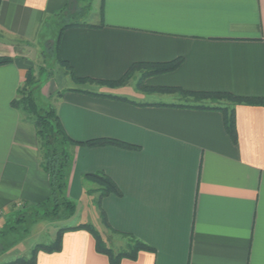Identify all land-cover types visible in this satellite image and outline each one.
<instances>
[{"label": "crops", "instance_id": "obj_1", "mask_svg": "<svg viewBox=\"0 0 264 264\" xmlns=\"http://www.w3.org/2000/svg\"><path fill=\"white\" fill-rule=\"evenodd\" d=\"M69 2L0 0V57L13 60L0 66L1 229L16 208L32 209L51 194L35 125L12 102L35 67L24 54ZM100 19L62 34L60 56L77 77L114 81L136 63L182 59L175 71L150 76L145 85L264 98V0H104L103 24ZM67 78L54 106L69 136L134 146L72 148L68 192L77 211L83 204L90 209L99 195L86 188L94 183L89 174H107L121 195L104 197L94 219L87 210L82 219L75 214L70 227L98 222L109 247L137 240L151 248L121 264H264V106H234L235 143L222 111L173 106L192 99ZM37 264L111 262L89 232L71 230L62 251L39 252Z\"/></svg>", "mask_w": 264, "mask_h": 264}, {"label": "trees", "instance_id": "obj_2", "mask_svg": "<svg viewBox=\"0 0 264 264\" xmlns=\"http://www.w3.org/2000/svg\"><path fill=\"white\" fill-rule=\"evenodd\" d=\"M71 2H69L66 7L61 11L60 14H64L67 17H70ZM59 14V15H60ZM104 16V0H101L100 3V17L101 24H103ZM76 26H94L90 25L87 22L72 21L64 25L60 29L59 36L56 39V48L54 51H51L56 54L57 61L67 68L69 75L72 79L78 83L83 84L86 82L98 83L107 87H120L127 81L130 73L136 68L141 66H151L148 69L145 77H150L153 75H160L165 73L173 72L177 67L182 63V59H176L171 62L166 63H136L126 74L119 80L108 81V80H94L87 78L77 77L74 73L72 67L64 61L60 56V41L63 32L70 28ZM101 26V25H100ZM102 27V26H101ZM13 62L9 57H0V66L6 65ZM40 76H36V71L34 68L28 70L26 75V81L24 85L18 91V98L12 102V106L19 111L24 112L27 117L33 121L37 137L39 140L40 151H41V168L48 174L51 194L47 200L38 204L36 213L38 209H43V214L41 215L44 219L33 220L32 224L37 223L41 220H48L49 218H56L60 213L64 214V220H70L73 218L77 211V206L74 201L71 200L69 196V182L72 173V168L74 164V157L72 153V148L79 144H84L89 147L101 146V145H116L124 148H132L134 146L115 139H95L89 140L87 142H78L69 136L66 132L64 125L58 115V112L54 105L48 104L47 107H42L39 105L37 99L33 94L34 87H36L37 82L40 81L41 76L44 72H39ZM70 90V89H69ZM74 91L93 94L89 91L81 89H71ZM157 91L164 93H178L186 100L189 105H173L178 107H194L208 110H220L224 113L225 127L232 138V140L237 142V131H236V115L235 107L239 104H245L249 106H264V98L257 97H243L236 96L231 93L226 92H197L189 91L176 87H159L156 88ZM61 92L58 94V97L61 96ZM100 97L114 98L118 100H124L122 97L113 96L110 94H93ZM226 98L233 102L232 107H222V106H208L204 104V100H211L212 102L217 101L218 99ZM169 106V105H164ZM86 178L90 179L92 182L96 183L99 188L96 190L99 192V202L98 207L101 208V201L104 197L109 195H121V190L118 185L110 178L107 174L100 172L95 174H89ZM39 214V213H37ZM102 221L107 226L108 221L105 213L102 210ZM23 221V219H22ZM20 222V221H19ZM71 230H85L89 232L95 239L96 250L100 254H105L109 257L111 264H121L123 259L136 260L138 253L140 251H149V248L146 244L137 241L131 240L130 244L127 246L126 250L115 252L110 248L107 243L103 240L100 232L89 223L79 224L74 227H63L57 231V235L54 241L47 244H38L32 250L29 258L27 257H17L14 260L5 262L3 264H37V258L39 252H45L48 254L58 253L62 251L63 248V236L65 232Z\"/></svg>", "mask_w": 264, "mask_h": 264}, {"label": "rangeland", "instance_id": "obj_3", "mask_svg": "<svg viewBox=\"0 0 264 264\" xmlns=\"http://www.w3.org/2000/svg\"><path fill=\"white\" fill-rule=\"evenodd\" d=\"M100 3L101 0H71L70 17H67L64 14H60L57 17L52 18L51 21H49V23L47 24V27L43 31L36 46L29 48V50L27 49L28 52L24 54L34 62V69L36 71L37 77L40 76V71L44 72V74L41 76L40 81L37 82V85L33 90L35 98L37 99L39 105H41L42 107H47L48 104L54 105L58 94L64 90V87H66L67 84L70 83V79L67 78V74L69 75L67 68L59 63L57 61L56 54L51 52L56 48L55 42L60 29L64 25L72 21L90 23L93 20L97 19V17L100 16ZM17 46H19L18 48L22 50L24 49L25 44H23L22 42H17ZM149 68H151V66L136 67L130 73L127 81L123 84V86L120 87L128 85L134 86L135 84L138 89L147 93L148 95L164 93L161 91H157L155 87L153 88L145 85L148 78L145 77V75L148 72ZM98 85L109 89L120 88L107 87L101 84ZM166 94L176 97L181 96L178 93ZM181 98H183V96H181ZM209 101L211 100L205 99L204 103H207ZM214 102H217L218 104H221L222 102L233 104L231 100L226 98H221ZM85 185L88 190H97L99 188L96 183L86 182ZM98 197L99 195L92 198L93 200L89 201L88 205L90 209H85L86 204H83V209L78 208V211L76 212L77 218H75L82 219L81 216H83V214L81 213H83L84 210H87L89 211V214L85 215H89V217L94 219V215L96 214L97 210H99ZM16 210L18 212L10 217V221H5V224L8 223L7 226L2 229L0 228V262L11 261L16 259L17 257L29 258L32 250L36 245L47 244L54 241L57 235V231L60 228L73 226L78 221L76 219H72L71 221L64 220V214L60 213V215L56 218H49L48 220H41L35 224H32L33 220H39L42 218L41 215L43 214V209H38L37 213L39 214L36 213L37 207H34L32 209H23L19 207L18 209L16 208ZM1 222L3 224V221ZM96 223L97 226H93L97 229L98 232H100V234L104 236V228L102 226L100 227L98 222ZM124 242H121V245L118 246L110 244V247L116 249L117 252L126 250L127 246L124 244ZM129 244L130 243H128L127 245Z\"/></svg>", "mask_w": 264, "mask_h": 264}]
</instances>
